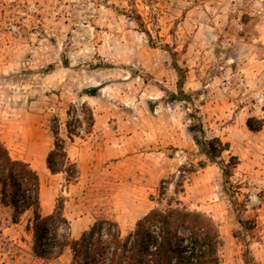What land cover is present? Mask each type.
Wrapping results in <instances>:
<instances>
[{
  "label": "rangeland",
  "instance_id": "1",
  "mask_svg": "<svg viewBox=\"0 0 264 264\" xmlns=\"http://www.w3.org/2000/svg\"><path fill=\"white\" fill-rule=\"evenodd\" d=\"M191 116L238 159L228 178ZM55 122L70 180L45 166ZM0 142L36 172L41 215L62 206L60 240L178 204L216 224L220 264H264V0H0ZM11 213L0 199V264H78L37 257L31 211Z\"/></svg>",
  "mask_w": 264,
  "mask_h": 264
},
{
  "label": "trees",
  "instance_id": "2",
  "mask_svg": "<svg viewBox=\"0 0 264 264\" xmlns=\"http://www.w3.org/2000/svg\"><path fill=\"white\" fill-rule=\"evenodd\" d=\"M177 81V94H171L172 101L185 102L183 91L186 70L175 61L172 63ZM94 89L87 91L93 96ZM92 122V115L86 105ZM189 125L194 144L209 161L219 165L223 178H228L237 166L238 159L230 157L227 162L220 155L228 149L218 138L207 139L201 122L195 116ZM250 132L260 127L253 125V119L246 121ZM53 146L45 159L46 169L51 175L65 174L67 180L76 178V165L69 161L65 143L58 137L56 122L51 128ZM68 138L72 135L67 123ZM219 160V161H217ZM0 199L4 206L11 208V220L18 222L26 212L32 213L31 230L34 239V252L39 258L61 254L65 248L72 253L78 264H220L219 250L222 241L213 220L197 211H190L178 204H168L164 210L154 209L138 219L132 231L122 237L118 224L109 219H98L77 239L58 237V231L67 221L62 206L42 216L39 202V181L36 172L28 163L12 159L8 150L0 142Z\"/></svg>",
  "mask_w": 264,
  "mask_h": 264
}]
</instances>
